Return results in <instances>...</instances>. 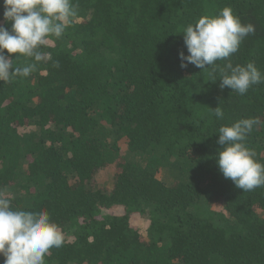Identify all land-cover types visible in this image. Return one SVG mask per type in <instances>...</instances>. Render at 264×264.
Instances as JSON below:
<instances>
[{"label": "trees", "instance_id": "16d2710c", "mask_svg": "<svg viewBox=\"0 0 264 264\" xmlns=\"http://www.w3.org/2000/svg\"><path fill=\"white\" fill-rule=\"evenodd\" d=\"M71 2L50 57L0 82V194L63 232L46 264H264V187L243 192L215 163L219 127L255 117L246 145L264 164V83L239 95L178 58L183 28L229 6L255 32L228 60L264 73V0ZM17 55L13 68L33 62ZM164 167L178 177L161 180Z\"/></svg>", "mask_w": 264, "mask_h": 264}, {"label": "clouds", "instance_id": "9594fccd", "mask_svg": "<svg viewBox=\"0 0 264 264\" xmlns=\"http://www.w3.org/2000/svg\"><path fill=\"white\" fill-rule=\"evenodd\" d=\"M77 11L71 0H3V24H0V82L14 77L27 78L44 60L41 51L49 37L59 38ZM10 24V27L5 25ZM253 24H243L229 6L215 15H202L195 23L183 28L182 36L187 55L178 52L180 67L189 64L211 69L209 76L219 87L244 95L253 85L264 83L262 73L252 62L245 65L228 60L242 41L254 34ZM12 54L32 58L33 62L13 68ZM228 60L223 66L217 61ZM58 67V62L54 64ZM217 119L224 118L220 107L213 109ZM259 123L255 117L241 118L231 125H222L216 134L218 148L215 163L225 179L243 192L264 187V164L255 159L246 139ZM64 234L51 221L49 213L13 209L10 199L0 194V257L3 264H46L45 257L53 247L60 248Z\"/></svg>", "mask_w": 264, "mask_h": 264}, {"label": "rangeland", "instance_id": "374dc122", "mask_svg": "<svg viewBox=\"0 0 264 264\" xmlns=\"http://www.w3.org/2000/svg\"><path fill=\"white\" fill-rule=\"evenodd\" d=\"M34 128H23L19 129V133H28L33 131ZM35 131V130H34ZM120 148L123 153H125L126 146L122 143L120 144ZM178 170L172 167H164L161 171L158 172V176L161 180L168 182V181H174L178 177ZM113 175H114V167L110 166L107 169L103 170L102 172L98 173L95 177V180L98 184V186L102 189H107L112 185L113 182Z\"/></svg>", "mask_w": 264, "mask_h": 264}]
</instances>
